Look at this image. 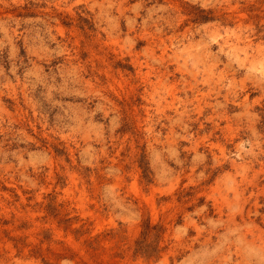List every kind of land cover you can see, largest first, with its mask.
I'll use <instances>...</instances> for the list:
<instances>
[{"label": "rangeland", "instance_id": "rangeland-1", "mask_svg": "<svg viewBox=\"0 0 264 264\" xmlns=\"http://www.w3.org/2000/svg\"><path fill=\"white\" fill-rule=\"evenodd\" d=\"M0 264H264V0H0Z\"/></svg>", "mask_w": 264, "mask_h": 264}]
</instances>
